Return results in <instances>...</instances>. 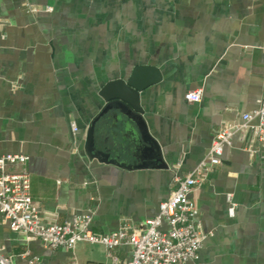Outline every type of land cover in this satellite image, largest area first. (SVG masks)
I'll list each match as a JSON object with an SVG mask.
<instances>
[{"label": "crops", "instance_id": "obj_1", "mask_svg": "<svg viewBox=\"0 0 264 264\" xmlns=\"http://www.w3.org/2000/svg\"><path fill=\"white\" fill-rule=\"evenodd\" d=\"M26 2L52 10L28 13ZM263 45L264 0H0V156H27L45 222L89 214L98 233L123 221L139 226L206 155L215 131L257 106ZM137 65L160 73L140 95L149 138L104 115L94 147L115 162L89 156L100 89ZM193 89L201 98L188 102ZM191 198L206 237L180 264H264V144L237 132ZM0 243L14 264L32 256L36 264H113L100 244L51 249L11 231L1 213ZM114 255L127 261L131 249Z\"/></svg>", "mask_w": 264, "mask_h": 264}, {"label": "built area", "instance_id": "obj_2", "mask_svg": "<svg viewBox=\"0 0 264 264\" xmlns=\"http://www.w3.org/2000/svg\"><path fill=\"white\" fill-rule=\"evenodd\" d=\"M42 10L50 12L52 8L25 3L28 13ZM184 98L188 102L199 101L201 89L186 91ZM256 102V107L242 115L241 124L224 123L215 131L206 155L192 170L176 179L170 195L159 203L157 214L139 226L123 221L115 231L98 233L92 229L89 214L75 215L63 222H45L31 196L30 176L25 168L27 156L14 153L0 156V213L11 231L38 239L51 249H73L79 242L100 244L113 264H180L194 259L206 235L191 194L206 180L212 167L220 164L224 147L232 143L237 132L247 130L256 142L264 144V87ZM71 129L77 130L73 122ZM226 199L230 202L227 213L233 215L235 204L229 194ZM163 224L168 227L166 231L162 230ZM121 245L131 249V257L123 262L114 255ZM24 256L29 253L25 252ZM37 260L32 256L26 262L36 264ZM0 264H14L1 243Z\"/></svg>", "mask_w": 264, "mask_h": 264}, {"label": "water", "instance_id": "obj_3", "mask_svg": "<svg viewBox=\"0 0 264 264\" xmlns=\"http://www.w3.org/2000/svg\"><path fill=\"white\" fill-rule=\"evenodd\" d=\"M160 73L155 66L137 65L128 75L107 81L99 91L103 100V107L92 119L86 138L85 151L101 161L115 162L108 159V154L94 147V130L96 122L108 115L114 123H120L125 128L135 125L141 139L146 140L148 133L142 117L143 108L140 104V95L148 86L158 82Z\"/></svg>", "mask_w": 264, "mask_h": 264}]
</instances>
